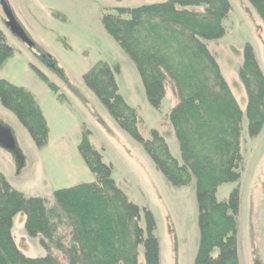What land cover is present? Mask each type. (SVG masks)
<instances>
[{"label":"trees","instance_id":"obj_1","mask_svg":"<svg viewBox=\"0 0 264 264\" xmlns=\"http://www.w3.org/2000/svg\"><path fill=\"white\" fill-rule=\"evenodd\" d=\"M247 1L264 23V0ZM115 10L103 14L102 26L136 67L148 103L160 108L167 80L175 88L177 102L168 120L180 160L156 129L149 138L140 134L138 111L119 93L106 61L89 67L83 81L120 129L142 145L169 184L182 187L195 181L199 240L193 264H239V185L226 200H217L216 191L240 179L243 113L208 48L209 41L225 34L229 0H162ZM12 55L0 29V67ZM237 75L246 94L247 133L254 137L264 126V74L249 43L242 48ZM0 103L38 148L47 144L46 118L28 89L0 78ZM88 134L83 130L77 150L95 180L54 190L53 202L25 195L0 172V264H159L152 212L117 187L111 165L91 146ZM18 212L25 214L26 234L40 237L45 256H26L16 246L11 228Z\"/></svg>","mask_w":264,"mask_h":264},{"label":"rangeland","instance_id":"obj_2","mask_svg":"<svg viewBox=\"0 0 264 264\" xmlns=\"http://www.w3.org/2000/svg\"><path fill=\"white\" fill-rule=\"evenodd\" d=\"M162 0H0V29L13 55L0 67V78L28 89L46 118L48 142L38 148L16 116L0 103V172L25 195L53 202V191L95 180L77 150L83 130L91 146L112 167L111 177L132 202L145 206L156 221L159 264H193L199 233L195 181L187 186L169 184L142 145L125 133L109 115L82 75L99 60L113 71L119 93L141 118L144 138L156 129L180 160L178 144L168 120L177 94L171 81L159 109L147 101L136 67L104 30L101 18L117 7H136ZM225 34L208 42L220 72L242 110L240 150L243 156L238 182L221 184L217 200H226L239 185L238 255L241 264H264V126L247 133L246 94L237 70L242 48L249 43L264 74V23L247 0H229ZM9 10L19 31L6 25ZM53 83V90L42 79ZM25 214L13 216L11 234L18 249L29 257L46 255L40 237L24 229ZM67 232V231H63ZM68 238V237H66ZM53 254L63 256L53 249Z\"/></svg>","mask_w":264,"mask_h":264},{"label":"water","instance_id":"obj_3","mask_svg":"<svg viewBox=\"0 0 264 264\" xmlns=\"http://www.w3.org/2000/svg\"><path fill=\"white\" fill-rule=\"evenodd\" d=\"M6 15H7V21H6V25L7 27L10 29L11 32H15V31H19V29L17 28V26L15 25V21L10 13L9 10H6Z\"/></svg>","mask_w":264,"mask_h":264},{"label":"crops","instance_id":"obj_4","mask_svg":"<svg viewBox=\"0 0 264 264\" xmlns=\"http://www.w3.org/2000/svg\"><path fill=\"white\" fill-rule=\"evenodd\" d=\"M239 210H240V207H239ZM238 215H239V212H238ZM238 257H239V255H238ZM159 260H160V249H159ZM239 264H241L240 258H239Z\"/></svg>","mask_w":264,"mask_h":264}]
</instances>
